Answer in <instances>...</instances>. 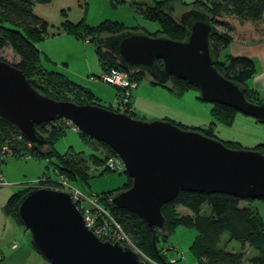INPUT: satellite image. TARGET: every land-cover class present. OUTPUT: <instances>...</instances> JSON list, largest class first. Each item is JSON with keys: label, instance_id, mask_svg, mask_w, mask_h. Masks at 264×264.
Masks as SVG:
<instances>
[{"label": "water", "instance_id": "water-1", "mask_svg": "<svg viewBox=\"0 0 264 264\" xmlns=\"http://www.w3.org/2000/svg\"><path fill=\"white\" fill-rule=\"evenodd\" d=\"M178 22L183 41L127 31L104 39L103 49L129 73H144L166 86L172 76L198 89L199 99L219 104L264 125V101L246 100L244 89L215 67L210 39L216 28L196 10ZM162 62V67L158 65ZM0 119L13 125L35 150L46 145L36 126L69 121L77 132L105 144L122 161L129 188L109 199L111 210L124 209L152 231L164 233L163 205L179 192L225 194L264 202V155L234 150L200 132L183 130L170 121L133 119L94 105L55 101L37 90L14 65L0 59ZM30 243L49 264H144L120 243L100 241L84 225L69 195L38 188L24 194L14 207Z\"/></svg>", "mask_w": 264, "mask_h": 264}, {"label": "trees", "instance_id": "trees-1", "mask_svg": "<svg viewBox=\"0 0 264 264\" xmlns=\"http://www.w3.org/2000/svg\"><path fill=\"white\" fill-rule=\"evenodd\" d=\"M115 1L110 0L113 6ZM49 2L50 0H0V51L6 48L11 50L19 60L15 67L22 72L30 85L41 94L55 101L102 107L99 104V99L91 91L72 82L63 74L49 70L44 66L43 61L48 59L38 50L37 44L48 37L49 24L34 15L33 6L35 3L47 4ZM120 3L122 2L120 1ZM177 4L184 8L190 7V10L199 11L209 18L210 23L216 28V33L210 39V46L214 53V65L217 71L227 80L242 87L247 101L253 104H261L263 101L258 94L247 86L256 71L254 61L246 57L227 55L223 62H219V57L221 52L232 42L264 40V0H200L191 5L184 4L180 0H160L149 7L139 5L136 10L144 19L157 22L160 25L161 31L152 37L161 35L175 41H183L185 32L180 26L178 18L174 16ZM61 28L66 35L75 40L80 42L88 40L89 44L94 45L103 72L112 68L118 69L127 73L136 84L147 77L142 72L129 73L124 71L116 59L103 49V42L106 37L127 31L137 32V28L127 30L119 23L108 21L93 27L86 25L83 21L76 25L65 21ZM158 65L161 68L162 62L158 61ZM149 82L152 86H158L151 81ZM163 88L176 96H181L189 90L198 92L195 86L188 85L175 76H172ZM213 105L211 117L217 123L229 125L232 123L235 114L238 113L234 109L219 104ZM129 108L131 113H127V115L133 119H138L130 106V101ZM106 109L118 112L112 107ZM36 129L47 142L39 150H35L33 147L28 148L24 139L19 141L20 134L15 127L0 119V142H9L14 157L17 159H23L26 155H29L31 159L42 158L50 165L47 166V169L51 168L52 171L58 173L57 175H61L72 183L86 184L91 178L90 167L101 169L108 158L117 156L109 147L100 142L98 143L106 153L104 155L101 151L102 157L96 155L84 157L79 153H70L69 151L65 154H59L55 149V144L64 136L65 131L70 129L65 121L53 122L48 127L36 126ZM191 131L200 132L206 137L217 140L210 129L209 131L193 129ZM16 143H20L22 147L15 148L14 144ZM224 145L234 150L241 149ZM254 151L264 155V144ZM109 172L101 171L100 174ZM48 175L51 173L43 174V176ZM43 184L55 185L49 180ZM130 185L131 180L126 176V183L122 188L103 193L97 197L100 205L110 213L137 248L148 257L167 263L166 256L161 255L159 244L162 239L165 241L167 235L174 232L176 228L183 227L193 229L197 233L190 249L196 264H264V223L261 215L255 207H240L242 202L252 204L255 200H242L225 194L206 195L179 192L172 201L161 208L166 222V230L161 233L157 229L152 231L142 219L127 210L110 209V197L115 192L129 188ZM32 189L38 188H26L12 195L4 208L5 213L18 224L20 223L15 217L14 207L20 198ZM259 201L264 204L262 200ZM179 207L187 210L188 215L181 216L177 210ZM204 208L207 210L204 211ZM224 235L228 237L227 241L222 244ZM232 241L237 242L240 246L238 251L228 250ZM246 246L256 253L254 257L247 258V262L244 261ZM33 249L40 255L34 247Z\"/></svg>", "mask_w": 264, "mask_h": 264}, {"label": "rangeland", "instance_id": "rangeland-1", "mask_svg": "<svg viewBox=\"0 0 264 264\" xmlns=\"http://www.w3.org/2000/svg\"><path fill=\"white\" fill-rule=\"evenodd\" d=\"M200 1V0H199ZM193 2V1H192ZM191 8H184L180 4L176 5L175 17L181 18V16ZM87 22H115L123 25L127 30L137 28L140 32H144L147 35L155 36L160 31V25L157 22L146 20L140 17L134 12L129 3H120L116 0L114 6L110 0H88V7L86 11ZM100 24V23H99ZM82 48V55L86 58L88 63V69L84 67L83 61H80L79 54L76 50L71 49L69 43H63L61 45L65 56L67 54L70 67L74 68L80 76L84 79H77L81 86L88 89L92 93L94 92L95 97L101 96L100 105L104 108H111L117 110L116 100L114 97L116 90L106 85L100 80L103 75V70L99 64L98 57L94 50L93 44H86L80 42ZM80 44H78L80 46ZM225 53L222 52L219 57V62H223ZM0 58L7 61L12 65L18 63V58L11 52L10 49H3L0 51ZM45 64V61H43ZM51 70L54 71L53 67ZM95 83V84H93ZM92 88V89H91ZM138 94L137 97L134 94ZM97 94V95H96ZM101 94H104L105 97ZM132 97L130 98V106L136 109V118L142 121L151 122L156 120H168L182 129L186 130H211L214 137L217 138L223 144L229 147L241 148L245 150H256L259 146L264 144V125L258 123L255 119L244 116L240 113H236L231 124H222L214 122L211 117V111L214 105L211 103H205L198 99V92L195 90H189L181 96L170 94L166 89L159 86H152L149 83V79L145 77L143 80L138 82L137 89L131 91ZM119 98V96H118ZM105 99V100H104ZM153 109V111L151 110ZM118 113H122L118 111ZM164 114V115H163ZM165 116V117H164ZM213 124V125H211ZM211 127V128H210ZM24 145V144H23ZM15 148L22 147L20 143L14 144ZM55 149L59 154H65L67 151L70 153H79L84 157L96 155L102 157V153L105 155L104 149L100 144L88 138L81 137L78 133L73 130H66L64 136L55 144ZM12 154L9 157H14ZM6 158V159H7ZM5 159V160H6ZM24 160H13L15 166H8L11 169V175L16 180H22L25 182H35L38 179H34L42 171L44 164L50 166L47 162H43L42 158L26 159ZM4 160V162H5ZM29 160V161H28ZM4 162L2 168L5 169ZM101 171H107L103 168L90 167V180L86 184L72 183V185L78 189L81 194L87 197H97L103 193L117 190L122 188L126 183V176L124 173H104L101 175ZM51 168L46 169V173H53ZM58 174V173H57ZM62 177L61 175H58ZM32 180V181H30ZM13 190H18V187H13ZM240 207H255L261 215L264 223V204L255 200L254 203H240ZM181 216L188 215L182 208H177ZM204 211L207 208L203 209ZM20 227H22L20 225ZM24 229V228H23ZM25 230V229H24ZM27 235L30 241V234L27 231ZM197 233L193 229H187L178 227L174 232L167 235L165 241L161 240L159 248L162 256H166L165 260L167 263L156 261L159 264H196L194 257L191 253V246ZM225 236L222 239V244L227 241ZM240 246L237 242L232 241L228 246L230 251H238ZM245 257L244 261L256 255L255 252L248 249L244 250ZM248 258V259H247ZM247 264V263H246Z\"/></svg>", "mask_w": 264, "mask_h": 264}, {"label": "crops", "instance_id": "crops-1", "mask_svg": "<svg viewBox=\"0 0 264 264\" xmlns=\"http://www.w3.org/2000/svg\"><path fill=\"white\" fill-rule=\"evenodd\" d=\"M119 1H121L122 3H129L130 8L143 18V16L136 10L137 6L140 5L149 7L160 0ZM195 1L199 0H180V2L187 5H191ZM87 7L88 0H50V2L47 4L35 3L33 6L34 15L49 24V28L47 31L48 37L37 44L38 50L46 59H48L45 61L44 66L49 70H51V67H53L54 71L63 74L69 80L79 85L81 84L77 79L84 78H82V76H80L81 74H79L74 68L70 67L69 61L67 60L68 58H66L67 54L65 56L66 52L63 51L61 45L63 43H69L71 45V49H74L78 52L80 61H83V63H85L84 67L86 66L87 69L88 63L86 58L82 55V48H80L82 46L80 44V41L75 40L69 35H66L62 30L61 25L65 21H68L74 25L83 21L88 26H97L101 22H87ZM78 44H80V46ZM222 52L225 53V56L228 55L232 57H246L254 61L256 71L253 78L247 83V86L249 89L254 90L258 94L259 98L264 101V40L232 42ZM119 94V91L116 90L113 100L114 102L118 98ZM101 95L104 96V94ZM134 96H138L137 92L136 94H134ZM98 97L99 101H102L101 96ZM106 98L107 97H105V99ZM151 110L153 111V109ZM133 111L136 113L135 108L133 109ZM13 160H17V158H7L3 164L5 165V169L2 168V173L5 180L12 186L0 188V264H49L33 249L27 235V230H24L23 227H20V224H18L13 218L8 216L4 211L9 198L15 193L25 190L28 187L29 183H24L22 180H16L13 178L10 173L11 169L8 167L9 165L15 166L16 163H14ZM46 169L47 166L44 164L40 174H38V176H35L33 180L43 176V174L46 173ZM13 187H18V190H13Z\"/></svg>", "mask_w": 264, "mask_h": 264}, {"label": "built area", "instance_id": "built-area-1", "mask_svg": "<svg viewBox=\"0 0 264 264\" xmlns=\"http://www.w3.org/2000/svg\"><path fill=\"white\" fill-rule=\"evenodd\" d=\"M85 43L88 44V40H86ZM100 80L119 91V98L116 100L117 111L124 114L131 113V109L129 108L131 91L136 89L137 84L130 79L128 74L112 68L104 72ZM65 122L71 130L77 132V129L69 121ZM20 139L23 138L19 136L18 140L20 141ZM26 144L28 148H31L28 142H26ZM13 153L9 142H0V188L12 186L3 176L2 163ZM24 158L27 160L30 159V156L26 155ZM101 168L113 173H123L124 171L123 163L118 156L108 158ZM53 173L54 174L48 176H42L35 182L28 183L27 188H44L69 195L80 213L85 227L100 241L120 243L136 254L144 264H159L137 248L128 235L124 233L120 225L112 218L110 213L100 205L98 197H87L81 194V192L72 185V182L64 177H59L56 171ZM48 180L55 185L43 184Z\"/></svg>", "mask_w": 264, "mask_h": 264}]
</instances>
